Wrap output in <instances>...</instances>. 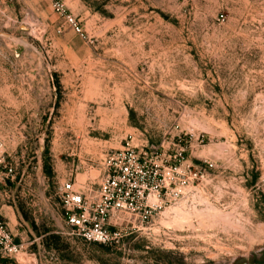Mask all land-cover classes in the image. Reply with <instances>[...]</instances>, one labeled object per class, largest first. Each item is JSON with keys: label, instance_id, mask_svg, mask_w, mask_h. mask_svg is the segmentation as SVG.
Returning a JSON list of instances; mask_svg holds the SVG:
<instances>
[{"label": "rangeland", "instance_id": "rangeland-1", "mask_svg": "<svg viewBox=\"0 0 264 264\" xmlns=\"http://www.w3.org/2000/svg\"><path fill=\"white\" fill-rule=\"evenodd\" d=\"M65 2L85 37L0 0V219L25 246L0 264H264V0ZM130 134L200 177L119 247L69 235L63 183Z\"/></svg>", "mask_w": 264, "mask_h": 264}, {"label": "built area", "instance_id": "built-area-1", "mask_svg": "<svg viewBox=\"0 0 264 264\" xmlns=\"http://www.w3.org/2000/svg\"><path fill=\"white\" fill-rule=\"evenodd\" d=\"M47 1L66 25L85 37L79 19L65 0ZM2 147L0 142V173L13 177L14 167L6 163ZM183 152L180 148L174 155L180 163L166 164L153 152L140 149L135 136L128 135L121 148L104 154V175L99 183L91 181L79 188L71 180L63 183L68 234L85 242L119 247L126 236L151 230L165 206L178 204L183 186L200 177L199 170L183 166ZM24 249L0 219V259H15Z\"/></svg>", "mask_w": 264, "mask_h": 264}, {"label": "bare ground", "instance_id": "bare-ground-1", "mask_svg": "<svg viewBox=\"0 0 264 264\" xmlns=\"http://www.w3.org/2000/svg\"><path fill=\"white\" fill-rule=\"evenodd\" d=\"M183 214H184V213H183ZM183 214H182V215H183ZM182 215H180V216H181V218H184L185 216H183V217H182ZM188 219H189V218H188ZM183 220H184V219H183ZM176 221H178V220H176ZM180 222H181V221H180Z\"/></svg>", "mask_w": 264, "mask_h": 264}, {"label": "trees", "instance_id": "trees-1", "mask_svg": "<svg viewBox=\"0 0 264 264\" xmlns=\"http://www.w3.org/2000/svg\"><path fill=\"white\" fill-rule=\"evenodd\" d=\"M0 260L2 261V260H5V259H0Z\"/></svg>", "mask_w": 264, "mask_h": 264}]
</instances>
